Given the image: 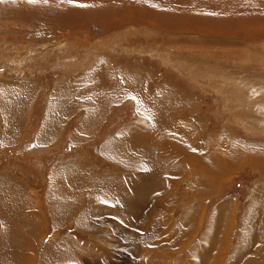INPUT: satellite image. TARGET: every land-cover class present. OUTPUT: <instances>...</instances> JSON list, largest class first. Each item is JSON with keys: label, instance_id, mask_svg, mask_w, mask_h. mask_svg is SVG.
I'll return each instance as SVG.
<instances>
[{"label": "rangeland", "instance_id": "obj_1", "mask_svg": "<svg viewBox=\"0 0 264 264\" xmlns=\"http://www.w3.org/2000/svg\"><path fill=\"white\" fill-rule=\"evenodd\" d=\"M34 1L0 0V187L6 182L0 192V264H73L67 253L74 251L65 239L58 241L62 253L39 252L58 237L50 224L36 252H14L21 246L13 245L8 249L12 253H6L3 246L12 241L14 230L22 236L15 228L23 210L29 214L36 210L35 216L43 222L39 205L24 201L26 192L39 198L49 165L82 150L71 142L45 148L50 137L40 139L42 147L36 149L39 123L48 108L43 91H51L59 79H67L74 88L90 87L88 79L82 87V73L75 72L98 66L105 72L103 81L114 85L116 93L131 87L125 97L119 94L115 101L109 99L110 105L101 104L106 119L99 123L98 137L83 148L89 153L85 161L92 166L87 168L95 173L93 179L100 177V184L90 187L110 188L96 193L102 200L117 196L111 190L114 185L119 194L125 188L122 193L129 195L125 176L129 178L137 166L130 160L120 170L99 155L105 141L118 136L126 125L149 130L153 120L164 126L165 131L155 135V144L149 139L147 148L151 164L163 169L155 176V190L135 189L131 201L118 195L125 204L120 207L105 203L109 211L116 206V212L97 214L98 207L85 206L89 215L91 209V221L111 220L112 228H100L95 222H91L94 228L89 227V215H84L79 222L88 224L85 238L76 235L80 230L72 226L60 234L84 246L86 254L79 255L88 256L91 264H190L191 254L204 259V264H264V0ZM242 7L253 11L244 12ZM18 81H23L19 83L25 90L22 97L8 83ZM93 83L96 88L97 81ZM35 86L41 92L32 106L36 110L32 124L37 125L30 130L26 126L23 132L32 114L27 100ZM69 92L65 99L72 101ZM23 97L25 102L19 101ZM135 100L147 101L148 112L136 114ZM206 152L213 157L224 152L223 163L209 161ZM230 152L239 158L227 157ZM161 160L163 165L158 163ZM141 173L132 174L136 188ZM200 176L216 183L204 190ZM11 178L27 189L25 194L16 187L19 197L11 195ZM108 178L114 185L109 186ZM138 191H143L139 197ZM88 194L86 201L92 203L94 193ZM71 201L70 192L62 191L52 201L48 196L53 218L54 211L62 215ZM221 205H225L220 210L223 217ZM189 206L192 219L187 223L184 214ZM28 232L21 231L35 238Z\"/></svg>", "mask_w": 264, "mask_h": 264}, {"label": "crops", "instance_id": "obj_2", "mask_svg": "<svg viewBox=\"0 0 264 264\" xmlns=\"http://www.w3.org/2000/svg\"><path fill=\"white\" fill-rule=\"evenodd\" d=\"M77 69H75L74 71H76ZM81 72L82 75H80L81 77V81L83 80V83L81 85V81L79 83V85H81L83 87V84L85 85L87 82L85 81L86 79H88V82H92V84L89 86H85L83 87V89L80 88V86L75 85L74 86L70 85L68 86L66 84V82L68 81L67 79H59L58 85H55L54 87L51 88V91H46L44 90L41 97L45 96V100H46V104L48 105V108H46V110L43 112V117L40 124V128L38 131V141L35 143L36 144V149L38 150V152L40 151V148L42 147V144H39V140L44 138V137H50L51 140L48 141L44 146H46L45 148L48 147H52L56 148L58 147L59 144H67L69 142L74 143L77 145V147L82 148V150L77 151V153L75 155H64L62 156L63 160H61V163H56L55 162L53 164L49 165V168L47 170V174L46 176L43 178V183H41L40 185V195L39 198L34 199L33 196H29L28 193L25 191L27 189L19 187L21 185V183L19 181H17L15 178H11V183L8 182L11 186L9 187V189H11V195L12 196H18L19 194L16 192V189H20V190H24L23 194L26 195L24 197V201L26 200V204H33L34 206L39 205V210L42 211L41 215L43 217V222H40V217H36L35 215L38 214V212L36 210H33V212L31 214L27 213V211L25 212L23 210V212L20 214L21 217L20 219L18 218L17 222H19L20 224H17L18 226H16L15 229H20L17 230L19 231V235L22 234V236L18 237V232H16V230H14V237L12 239V241L8 244L7 247H4L5 250L3 252L6 253H12L10 250L11 246L13 245H20L21 246V250L19 251H15L14 252H19V253H27V252H36V245L40 244L41 240H42V236L47 235L49 233V231L46 233V230H48V224H50V226H54L56 228V231L58 232L56 237V241L55 239L53 240V238L51 239V241L48 240V242L46 243V245L42 248V246H40L41 250L39 252H46L48 250H52V249H56L58 252L55 253H62L60 252V245L58 243V241H61L63 239L67 240L70 242V237L67 234H60L59 231H61V229H66L68 226H72L75 227L77 229L78 234L76 233V235H81L84 237V233H85V228H87L86 226L88 224L89 227L94 228V226L92 225L91 222H95L91 221L93 220L91 218L90 215H92L91 213V209L90 211V215L88 214V209H85V206H89L91 208V206H96L98 207V210L95 212L97 214H100L99 212H116V206H113L111 209H113L112 211H109L110 208H107L109 205H115L117 204L118 207H120L121 205H125L123 202H121L120 200L117 199L118 195L120 198H122L123 200H134L136 194L132 193L135 189H139V190H143V191H147V189L152 188L155 190L156 188V174L157 172H160L161 169H163V166L160 168V166H155V164H151L150 162V158H149V153H148V141L149 139L152 140V143L155 144L156 140L155 139V135H158L157 133L159 131H165L163 129V125H156L158 123L153 122V120H151V125H150V129L149 130H142L140 127H138V129L135 128H131L129 125H126L125 127H123V129H121L119 131V135L118 136H114V137H110V139H107L105 141V143L103 144V146L100 149V153L99 155L101 157H103L106 161H108L110 164L114 165L115 167H117L118 169H122L125 170V168H127V165H130L131 161H133V166H137L136 168H133V173L132 174H138L141 170L142 173L139 174V179H138V187L136 188L135 185L136 183L134 181H132V177L134 175L129 174V178H127L125 176V179H129V183H130V187H128V196H125L124 191H121V194L118 193V189L117 186H115L112 182H114V180L108 178V184L109 186L112 184L114 185V188H111V190H113L114 194H116L114 198H108L106 197V199L102 200L100 198H98L97 194L99 191L103 190H110L109 187H101L100 185H98V189H96V187H90L96 184H100V177L94 176V179L92 177L93 174H95L93 171H89L88 168L92 167L90 165L87 166L86 163L87 161L86 158L87 156H89V153L86 152L85 147L90 146V143H92V139H95L98 137L99 132H97L96 130L99 128V123L103 122L106 119V116L104 117L101 113V104L102 103H106L108 105H110L112 101H109V99L115 101L117 96L120 94V98H123L125 96H123L126 93V89L121 91L120 93H116V91H114V85L111 86V83H106L105 81H103L102 78V74L105 72H101V68L100 66L98 67H93L87 71L84 70V68H82L81 70H78L75 72V75ZM97 81V87L94 88V83ZM20 82L23 81H18V82H8L11 85L13 84V93L15 94H19L21 96L24 95L23 94V90L24 88H22L21 85H19ZM74 83V82H73ZM103 84L105 87L102 88ZM132 84V83H130ZM101 86V87H100ZM24 87V86H23ZM131 87V86H128ZM37 87L35 86L34 88H31V96L30 99L28 98L27 103H32L31 107L33 106V102L35 100L38 99L40 93H38V89H36ZM43 89V87H41ZM46 89V87L44 88ZM122 90V89H121ZM25 91V90H24ZM71 91V96L70 98H74L72 101L70 99H65L66 95L68 94V92ZM135 91V90H134ZM67 93V94H66ZM70 93V92H69ZM160 93V92H159ZM128 97H130L129 99L131 100L132 96L126 95ZM22 97V96H21ZM29 97V95H28ZM40 97V98H41ZM39 98V99H40ZM119 98V99H120ZM19 101L21 99H23V102H25L24 97L23 98H18ZM81 101H80V100ZM104 99V101H102ZM70 102V104H68ZM80 101V104L77 102ZM106 101V102H105ZM137 106H135L136 109V114H144L148 112V109H146L147 107V101H143L141 104H139V101L135 100ZM68 102V103H65ZM73 106H71L72 104H74ZM131 102V101H129ZM152 103V101H150ZM68 106V108H66ZM80 106H82V108H80ZM103 106V105H102ZM30 107V112H32L29 121L26 125H23L21 130L24 132V130L26 129V126L29 127L30 130V126H32V120H33V113L35 114L36 110L35 108H31ZM132 107V106H131ZM152 110H153V114H155L157 116V108L154 107L153 105H151ZM137 108L139 110H137ZM33 109V110H32ZM32 110V111H31ZM65 110V115L63 113V111ZM79 111V112H78ZM142 112V113H141ZM64 115V117L62 118V116ZM147 116V115H146ZM149 117V116H147ZM103 118V119H101ZM150 118V117H149ZM57 120V121H56ZM56 121V122H55ZM55 122V123H54ZM70 122L69 125H67ZM35 124L33 125V128H35ZM54 125H56L55 129ZM69 126L71 128H69ZM66 136V137H65ZM65 137V141L64 138ZM153 138V139H152ZM17 143V145L20 143L19 141H15ZM15 142L13 143V145L15 146ZM144 142V143H143ZM70 143V144H71ZM38 144V145H37ZM217 145V144H215ZM29 148V147H27ZM67 148V146H66ZM101 151L105 152L106 154L102 153ZM228 157V155H227ZM223 160V159H222ZM247 162L249 161V159L246 160ZM124 163V164H122ZM159 165L162 164V160L159 162ZM240 165H243V161L242 158L239 160ZM245 163V162H244ZM163 165V164H162ZM88 167V168H87ZM241 167V166H240ZM100 169L97 170V172ZM226 170H228V168H226ZM22 174L24 172H21ZM100 174V173H99ZM209 174V173H208ZM24 175V174H23ZM211 175V174H210ZM164 176V175H163ZM165 176H169L171 177V175H165ZM91 177V178H90ZM213 177V176H212ZM90 178V179H89ZM112 178V177H111ZM30 179V178H29ZM28 182V180H27ZM3 185L2 187L4 188V186L6 185V182H2ZM134 183V185H133ZM146 183V185H145ZM14 185V186H13ZM53 185H56L53 188ZM214 184L210 185L213 186ZM30 188L34 189L33 185H31V183L28 185ZM38 186V185H37ZM2 187H0V192L2 190ZM18 187V188H16ZM39 187V186H38ZM16 188V189H15ZM53 188V189H52ZM38 189V188H37ZM37 189H34L35 192L39 191ZM66 190V191H65ZM153 190V191H154ZM66 192L67 194L73 193V201L69 202L67 204L66 209L64 210V212L62 213V215L58 214L56 216V212L54 211V218L52 216L51 210L49 208V203H48V196L49 199L52 201V197L56 194H60L61 192ZM93 191V202L90 203L88 201H86L85 198V194L86 193H92ZM142 191V192H143ZM101 194H104L102 193ZM141 191H138L137 196L139 197V195L142 193ZM49 193V195H48ZM88 194V197L89 195ZM92 195V194H91ZM144 199V198H143ZM60 200V199H58ZM78 200V201H75ZM144 203V200L142 201ZM105 203H109V205L105 204ZM20 205V204H19ZM105 209V210H104ZM87 212V214H85ZM121 212H123L121 210ZM110 214V213H108ZM113 214V213H112ZM124 214V213H123ZM19 215V216H20ZM84 215H89L87 222H89L88 224H81L79 221L83 220V216ZM115 215V214H113ZM64 216H66L65 219ZM116 216V215H115ZM14 222H15V218L13 217ZM17 219V218H16ZM98 222H95L98 224V226L101 228H112V224H110L111 220H105V219H97ZM114 221V220H112ZM80 224V225H79ZM20 227H25L23 229H21ZM80 228V229H79ZM28 229L32 232L31 235L35 238L30 237L27 234H23L21 233V231H25L27 233ZM93 230V229H92ZM45 231V234H43ZM55 231V232H56ZM94 231V230H93ZM16 232V233H15ZM74 234V233H73ZM110 233H107V237H112L111 235H109ZM92 235V234H91ZM72 237V235H70ZM101 235H98L94 238H92L94 241L98 240V238H100ZM115 236V235H114ZM45 237V236H44ZM63 237V238H62ZM85 238V237H84ZM33 239L32 245L30 244V240ZM38 242V244H37ZM50 242H52L54 245H48L50 244ZM74 245H76L80 250L81 249H85L84 246L78 245L75 242L71 241ZM27 248V249H24ZM47 254V253H46Z\"/></svg>", "mask_w": 264, "mask_h": 264}, {"label": "bare ground", "instance_id": "obj_3", "mask_svg": "<svg viewBox=\"0 0 264 264\" xmlns=\"http://www.w3.org/2000/svg\"><path fill=\"white\" fill-rule=\"evenodd\" d=\"M34 1V0H33ZM37 1V0H36ZM36 1H34V2H36ZM46 1V0H45ZM63 1V0H62ZM260 4V3H259ZM258 4V5H259ZM261 5V4H260ZM243 8V9H242ZM241 8V10H243L244 12H246V11H251L252 9L251 8H249V7H242ZM263 8V7H262ZM253 11V10H252ZM260 38H261V35H260ZM113 84V83H112ZM128 89H129V87H127ZM132 89V88H131ZM125 90V89H124ZM127 90V89H126ZM130 92V91H129ZM129 92H128V94H129ZM131 92H133V91H131ZM136 92V91H135ZM209 150H211L210 151V154H211V152H212V147H209ZM226 152V151H225ZM228 153V152H227ZM231 153V152H230ZM229 153V154H230ZM206 154L208 155V160L209 161H211V160H213V159H217L218 160V162L219 163H223V160H222V158H223V155H224V152L223 153H221V154H219V155H217V156H212V155H210L208 152H206ZM206 155V156H207ZM228 157H231V159H237V158H239V157H237V155H235L234 153H231L230 154V156H228ZM233 157H235V158H233ZM215 163V162H214ZM231 165H233V163H230ZM222 168V167H221ZM224 169V168H223ZM217 171V170H216ZM218 173H219V171H217ZM221 172V171H220ZM222 173V172H221ZM210 174V173H209ZM216 174V173H215ZM216 176V175H215ZM209 177H212V175H210ZM200 178V185H201V187H202V189L204 188V190H206L205 189V187L206 186H210V185H212V184H214V183H216L215 181H213V183L212 182H210V181H208V180H201V176L199 177ZM213 178V177H212ZM215 178V177H214ZM199 181V180H198ZM200 187V186H199ZM198 189H200V188H198ZM210 189H211V187H210ZM209 188H208V190H210ZM222 207H223V211L225 210V205H221L219 208H218V210L220 211V210H222ZM192 210H193V207L192 206H189L188 207V211L184 214V218L186 217V218H188V219H186L185 218V220L187 221V223H189V220H191L192 218H191V213H189V211L190 212H192ZM259 214V213H258ZM193 217V216H192ZM216 217V216H215ZM220 217H223V212L221 213V211H220ZM214 218V217H213ZM218 219V218H217ZM182 220H184V219H182ZM181 220V221H182ZM220 220V219H219ZM182 224H183V221H182ZM186 224V223H185ZM184 225V224H183ZM221 226H222V223H220V226L219 225H217V227H220L221 228ZM211 229H215V228H213V227H211ZM214 231V230H213ZM211 236L213 235V233L211 232V234H210ZM69 244V249H71L72 251H74V252H72L71 254H68L67 253V255L69 256L68 257V260L69 261H72L73 262V264L75 263V264H91V259H89L88 258V256L86 257V258H81L80 257V255H81V253H83V254H86V253H84V250L83 249H79L76 245H74L71 241L68 243ZM77 249H79V250H77ZM134 249V248H133ZM207 250V249H206ZM135 251V250H134ZM137 251V250H136ZM208 251V250H207ZM80 254V255H79ZM90 256H91V254H89ZM195 256V255H194ZM193 256V254H191V256H190V261H192V262H194V263H197L198 262V264H204L205 263V260L204 259H202V260H198V259H196L195 257ZM158 259H162V257H160V258H158ZM150 260V259H149ZM152 260V259H151ZM157 260V259H156ZM86 261V262H85ZM140 261V260H139ZM147 261V260H146ZM191 262V263H192ZM147 263H148V261H147ZM190 263V264H191ZM93 264V263H92ZM138 264V263H137ZM149 264V263H148Z\"/></svg>", "mask_w": 264, "mask_h": 264}, {"label": "snow or ice", "instance_id": "obj_4", "mask_svg": "<svg viewBox=\"0 0 264 264\" xmlns=\"http://www.w3.org/2000/svg\"><path fill=\"white\" fill-rule=\"evenodd\" d=\"M28 2H30V3H31V2H33V0H28ZM70 2H71V0H70Z\"/></svg>", "mask_w": 264, "mask_h": 264}]
</instances>
